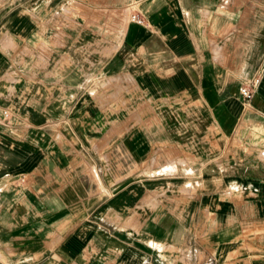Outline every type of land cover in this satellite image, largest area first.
<instances>
[{
  "label": "crops",
  "instance_id": "crops-1",
  "mask_svg": "<svg viewBox=\"0 0 264 264\" xmlns=\"http://www.w3.org/2000/svg\"><path fill=\"white\" fill-rule=\"evenodd\" d=\"M3 107L0 264H264V0H0Z\"/></svg>",
  "mask_w": 264,
  "mask_h": 264
},
{
  "label": "built area",
  "instance_id": "built-area-1",
  "mask_svg": "<svg viewBox=\"0 0 264 264\" xmlns=\"http://www.w3.org/2000/svg\"><path fill=\"white\" fill-rule=\"evenodd\" d=\"M128 18L131 21L136 23H141L143 21L142 17L137 14L136 12H129ZM262 71L261 63L256 66L254 71L247 77H245L238 85V93L240 94L241 98L245 103L248 102L251 95L257 88V85L260 80V75ZM9 111L7 108L3 107L0 108V125L7 126L8 122ZM21 180L24 178V175H20L19 177Z\"/></svg>",
  "mask_w": 264,
  "mask_h": 264
},
{
  "label": "rangeland",
  "instance_id": "rangeland-1",
  "mask_svg": "<svg viewBox=\"0 0 264 264\" xmlns=\"http://www.w3.org/2000/svg\"><path fill=\"white\" fill-rule=\"evenodd\" d=\"M226 1V0H225ZM121 8H123V7H121ZM120 11H122V9H119ZM112 32V34L113 33H117V31H111ZM209 32V31H208ZM207 37H208V39H210L211 38V32H209L208 33V35H207ZM160 152H161V154H160V156L162 157V158H166V160H171V157L169 156V154L167 153V150L165 149V148H162L161 150H160ZM149 160V159H148ZM168 161H166V162H168ZM154 162H156V159L155 158H153V159H150V163H154ZM145 165V164H144ZM151 168V166H148V167H146V168H144V170L146 171V170H149ZM92 179H94L95 180V176L93 175L92 176Z\"/></svg>",
  "mask_w": 264,
  "mask_h": 264
}]
</instances>
